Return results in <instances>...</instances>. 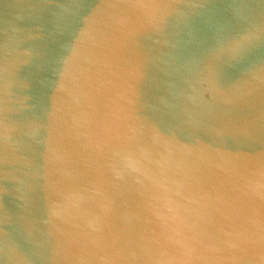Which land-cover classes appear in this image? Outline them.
<instances>
[{"label": "water", "instance_id": "95a60500", "mask_svg": "<svg viewBox=\"0 0 264 264\" xmlns=\"http://www.w3.org/2000/svg\"><path fill=\"white\" fill-rule=\"evenodd\" d=\"M0 264H264V0H0Z\"/></svg>", "mask_w": 264, "mask_h": 264}]
</instances>
